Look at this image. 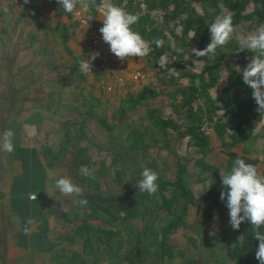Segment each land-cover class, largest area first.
Instances as JSON below:
<instances>
[{
    "label": "rangeland",
    "instance_id": "374dc122",
    "mask_svg": "<svg viewBox=\"0 0 264 264\" xmlns=\"http://www.w3.org/2000/svg\"><path fill=\"white\" fill-rule=\"evenodd\" d=\"M90 1L102 10L106 8L107 4L111 3L129 13L134 12V14L142 15L146 12V2L144 0ZM151 1L154 4V9L150 12L149 19L154 22L155 27L165 33V50L167 53L172 54V57L168 54L161 57L158 63L160 66L162 62L163 64H174L175 66L178 63V67H175V69L179 71V76L170 75L169 70L171 68L166 72V76L176 85H170L169 87L162 85L160 76L152 66L151 57L148 55L149 62L142 67V70H144L143 77L133 80L135 81L133 84L137 86L127 87L126 84L123 91L117 95L119 98L102 97L109 99L102 110L88 103L87 115H85V107L83 106L81 109L78 108L79 113L71 115L69 123L63 121L64 130H68L66 139L64 136L63 142H65L63 145L64 147H71L67 156L73 160L75 147H78V145L84 147L87 156V167L94 171L95 176V179L85 177L79 174L75 167L68 165L70 179L84 189V195L75 199L86 200L88 196L93 197L95 204L109 210V215L106 211L101 212L103 217L110 220V222L106 223V221L92 219L88 206L86 204L81 206L74 201L70 207L67 206L69 209L64 218L60 219V222L62 220L65 226L72 229L71 231H65L67 237L77 238V241L84 239L82 233L87 235L84 227L92 228L101 235L105 230L115 232L116 237L111 238L108 244L103 242V244L97 245L94 238L87 237L93 243V249L87 248L88 253L91 255L92 251H96V246H98L97 253H102L100 251L102 250L104 258L107 259V261H104L105 263L99 264H130L127 262L128 259L132 257L136 260V255L133 252V248L137 251L135 236L143 234V226L148 217L142 218L140 216L136 220H131L132 230L126 231L120 225L124 212L113 209L115 207L113 201L115 200V204H118L121 201L133 200L135 196L145 193L139 192V189L135 186L142 179L141 174L145 168L157 172L161 181L173 182L180 173L186 187L193 196L194 202L189 207L181 226L167 236V245L177 252V255L172 259H164L163 264H237L232 253L239 237L233 236L226 201L220 200V193L225 190L221 182V172L226 174L231 170L226 166L227 154L229 152H240V150L235 151L237 150L236 146L229 145L230 141L235 142L232 136L239 134L242 138V133L246 130L234 132L231 129H224L222 138H218L215 133V124L217 123L216 127H219L229 119L224 107L216 110L213 103L214 100L220 102L221 106L228 103L227 96L231 95V92L226 87L225 72L221 74L222 80L213 87L206 88L194 103L193 115L200 118L199 128L201 130L199 132L201 135H205L209 142V145L205 148L201 149L190 138L181 137L180 134L184 132L183 130L173 131L167 129L162 131L151 121L152 118H155V121L160 122L163 118L170 117L177 124L182 123L185 112L183 110L180 113L181 117H177L175 109L181 99L178 92L179 88L192 84V81H188L185 72L200 75L207 63L215 62V54L196 57L194 53H191L192 48L202 50L206 46H199V40L192 32L184 35L182 26L179 23V20L184 18L181 15H187L188 11H192V15L203 18L207 23L208 6L203 0H178V2H183L185 7L178 9L180 14L177 19H172V14L177 9L171 0ZM221 1L219 0V2ZM254 10H256V6L249 3L244 10V14L248 16L253 14ZM221 11V9L218 12L211 10L210 14H213L215 20L216 16L221 14ZM223 13L229 14L230 11L224 9ZM95 14L96 12H93L90 16ZM85 17L89 20L87 15ZM261 25H264V20L262 23H258L256 14L250 20H244L236 30L237 42L241 38L255 34ZM210 40L211 35L209 36V42ZM177 48L183 49V52L178 53ZM226 55V59L223 60L226 66L233 68L242 75L243 69L251 62L255 54L248 50L239 51L238 45L229 49ZM147 57L144 58L147 59ZM193 61H196V63ZM138 81H142V84L137 83ZM193 84L198 86L199 80L196 79ZM224 88L226 89L225 93L222 91ZM143 89L161 90L165 93L164 95L161 93L160 96H166L146 99L139 104L135 97ZM257 109L258 105L256 104L254 111H257ZM94 111H98L99 115L97 117L92 115ZM98 117H101L107 125H114L115 130H104L98 124ZM258 124L251 119L248 124L250 137L243 140L244 145L242 143V146H249L246 148L249 154L260 153L258 156L263 158L262 162L264 163V130H259L261 126L264 128V125ZM185 138L187 139L185 140ZM139 140L138 147L137 142ZM211 142L213 145L210 144ZM262 168L264 175V166ZM165 193L168 194V191ZM66 203L68 204V202ZM159 206L158 203H152V207L149 209L154 213L150 218V227L157 231L171 219V216L165 214ZM176 206H179V202L175 204L172 213L177 212ZM111 215L119 216L120 220L112 221ZM78 234L80 235L77 236ZM110 249L114 254L110 253ZM89 254H87V257L91 260Z\"/></svg>",
    "mask_w": 264,
    "mask_h": 264
},
{
    "label": "crops",
    "instance_id": "0c3cea01",
    "mask_svg": "<svg viewBox=\"0 0 264 264\" xmlns=\"http://www.w3.org/2000/svg\"><path fill=\"white\" fill-rule=\"evenodd\" d=\"M34 2L37 7L31 8L24 0H0V133H14V151H0V264L105 263L104 252L97 253L98 246L94 251L97 255L88 253L87 235L82 233L84 239L79 241L68 238L65 231L72 229L60 222L74 199L62 195L55 180L70 178L68 165L75 167L76 150H84L78 145L73 160L67 156L71 147L63 145L68 134L63 121L69 123L71 115L83 106L87 115L88 103L100 110L105 108L109 99L102 97L116 98L124 88L107 93L102 83L113 86L121 79L124 87H132L133 80L143 77L142 67L149 62L148 57L126 58L123 67L108 65L101 71L96 58L91 62V72L84 73L79 62L97 52L89 48L88 32L72 19V13L63 11L57 0ZM88 3L87 12L77 10L91 17L99 30L104 10L90 0ZM93 11L96 14L90 16ZM92 115L97 117L99 113L94 111ZM97 121L104 130H115L101 117ZM256 122L264 125V113ZM248 147L241 148L258 161V171L263 175V158L260 153H247ZM31 196L36 198L32 200ZM29 219L34 222L30 237L23 233ZM135 250L136 260L131 257L127 262H137Z\"/></svg>",
    "mask_w": 264,
    "mask_h": 264
},
{
    "label": "trees",
    "instance_id": "16d2710c",
    "mask_svg": "<svg viewBox=\"0 0 264 264\" xmlns=\"http://www.w3.org/2000/svg\"><path fill=\"white\" fill-rule=\"evenodd\" d=\"M144 1L146 2V12L142 15L139 14L138 22L131 26L132 30L139 33L141 37L149 42V56L151 57L152 66L157 70L158 75L160 76V79L162 81V85H166L168 87L170 85H176L175 82L171 81L170 78L166 76V72L172 67H178V63L176 64V66L174 64H164V66L159 65L158 60L161 57L166 56L167 54L172 57V54L167 53V51L165 50V33L155 27L154 22L149 19L150 12L154 9L153 2L151 0ZM171 1L177 9V11L172 14V19H177L178 15L180 14L178 9L180 10L181 8L185 7V4H183V2H178V0ZM203 1L208 6V12L206 15L208 22L206 23L205 20H203V18L201 17L192 15V11H188V14H182L181 16L184 18L179 20V23L182 26L183 34L186 35L189 32H192L194 36L198 38L199 46H207L210 43L209 36L211 35L209 26L214 21V16L213 14H210V11L216 10V12H218V10H220L218 5L220 3H223L225 6L224 9L229 10V14H231L233 17V25L235 30L232 34V38L225 46L218 47L216 49L215 62L207 63L202 74L195 75L185 72L187 78L189 79L188 81H192V84H188L184 88H179L178 92L181 95V99L179 100L177 108L175 109V114L177 117H181L180 113L184 110L185 115L183 116L184 120L182 121V123L177 124L170 117L165 119L163 118L160 122L155 121V118H152L151 121H153L155 125H157L162 131H165L167 129H171L173 131L183 130L184 132L180 134L181 137L190 138L194 140L201 149L205 148L207 145H209V142L208 138L205 135H201L199 132V130H201L199 128L200 118L193 115L194 103L206 88L213 87L220 80H222L221 74L225 72L226 87L231 92V95L227 96L228 103L225 106H221L220 102H218L217 100H214L213 103L216 110L224 107V109L227 111V114L229 115V119L219 127H216L218 125L216 123L214 126L215 133L218 138H222V131L224 129H231L234 132L246 130L242 133V138L241 135L238 134L237 136H232V139L235 142H229V145L236 146L237 149H240L242 147L243 140L250 137L248 132V130H250V127L248 124L250 123L251 119L259 121L260 113H256L254 111L256 103L252 96V89L243 82L242 75L233 68L226 66L223 60L226 59V52L229 49H232L234 46L239 45L235 34L237 28L244 20H250L252 16L256 14L257 22H263L264 0H222L221 2H219V0ZM249 3H252L254 6H256V10H254L253 14H249L247 16V14H244V10ZM25 6L31 8L37 7L34 0H28V3L25 4ZM93 12H91V14ZM130 13L134 14V12ZM157 38L164 40L163 47L157 48L155 43H152V41ZM196 79L199 80L198 86H195L193 84ZM222 91L223 93H225L226 89L224 88ZM161 93L163 92L143 89L137 94L135 100L140 104L146 99L154 98ZM220 127L222 128L219 130ZM187 138H185V140ZM209 140L211 139L209 138ZM139 143L140 140L137 142L138 147ZM210 144L213 145L212 142ZM237 157L243 158L246 163L257 166L258 161L247 156L243 148H241L240 152H229L227 154L228 160L226 166L231 169L233 166V162ZM74 159L75 168L77 170L80 169L81 165L87 166V156L85 150L77 149ZM157 183L159 185V189L155 195L150 196L145 192L140 196H135V198L130 201H121L118 204H115V200L113 201V204L115 206L113 207V209L117 210L118 212H124L120 225H122L126 231L132 230V226L130 224L131 220H136L140 216L142 218L148 217V220L145 221L143 226V234L135 236V246L137 244L138 250L137 262H130L131 264H155V262H158V264H163V260L165 258L172 259L177 255V252H175L167 245L166 238L181 226L188 213L189 207L193 205L194 199L190 190L186 187L185 181L180 173H178L176 179L173 182L161 181L158 179ZM166 191H168V194L165 193ZM86 201V205L88 206L87 208L89 209L90 217L92 219L106 221V223L110 222V220L103 217L102 215L103 211H106V213L109 215L108 209L95 204V200L91 196L86 197ZM177 202H179V206H176L177 212L172 213V210ZM102 203L103 202L101 201V204ZM152 203L160 204L159 207L163 210V212L171 216L169 222L158 231L150 227V218L152 215H154L153 211L149 210L152 207ZM111 217L112 221L120 220L119 216L111 215ZM84 228L87 233V237L94 238L97 244H99L100 242H102V244L103 242L108 244V241L111 238L116 237L115 232L109 230L103 231L101 235L100 233H96L92 228ZM260 231L264 233V227H262ZM233 236H237L240 238V240L238 238V242L234 246L232 253L236 258L237 264H260L255 256L259 241L253 236L251 224L249 222H242L239 230L233 229ZM87 248L93 249V243L89 238H87ZM110 251L112 252L111 249ZM92 254H95V252L92 251Z\"/></svg>",
    "mask_w": 264,
    "mask_h": 264
},
{
    "label": "clouds",
    "instance_id": "9594fccd",
    "mask_svg": "<svg viewBox=\"0 0 264 264\" xmlns=\"http://www.w3.org/2000/svg\"><path fill=\"white\" fill-rule=\"evenodd\" d=\"M25 4L28 0H24ZM64 12L73 13L78 8L84 12L89 10L88 0H57ZM218 7L222 10L217 15L214 22L209 26L211 34L210 43L202 50L192 48L191 53L196 57H205L209 54H215L218 47L225 46L234 32L233 17L231 14H224V4L220 3ZM4 12L8 9L4 8ZM92 18L89 17V20ZM139 20L138 13L126 12L121 7L114 4H107L103 11V26L99 29L103 41L109 46L110 51L121 62L126 58L147 57L150 53V44L144 40L141 35L132 30V25ZM157 48L164 46L163 39L152 41ZM248 50L255 55L251 62L243 69V82L252 89V96L258 105L257 111L264 113V25H261L255 34L249 35L239 40V51ZM176 51L183 52V49L177 48ZM99 56L98 52L90 53V59H84L79 62L80 71L91 72V62ZM196 63V61H193ZM161 66H164L163 62ZM170 75L179 76V71L175 68L169 70ZM14 133L11 130L0 133L2 142H0V151L11 154L14 151L12 143ZM78 173L95 179L94 171L86 165H81ZM142 179L135 185L139 192H146L150 196L158 192L159 185L157 172L145 168L142 171ZM221 182L224 191L220 193V200L226 201V207L229 210V224L234 230H239L242 222H249L252 226L253 236L259 241L255 256L260 264H264V233L260 231L264 227V175H261L256 165L246 163L243 158L237 157L231 170L228 173L221 172ZM55 186L65 197L74 198V202L84 206L85 199H75L84 195V189L73 180L67 177H61L55 180ZM36 198V197H35ZM33 220L26 221L23 233L25 236L32 235Z\"/></svg>",
    "mask_w": 264,
    "mask_h": 264
},
{
    "label": "built area",
    "instance_id": "2783aa9c",
    "mask_svg": "<svg viewBox=\"0 0 264 264\" xmlns=\"http://www.w3.org/2000/svg\"><path fill=\"white\" fill-rule=\"evenodd\" d=\"M72 19L78 23L79 27L85 29L89 34V48H93L99 53L98 71H101L104 66H119L123 67L124 62H121L114 54L111 53L109 46L103 41L102 34L97 30L95 25L88 20L85 15L76 10L72 14ZM102 90L107 93L114 91H120L124 88V81L118 79L113 86H106L102 83ZM30 199H35V196H31Z\"/></svg>",
    "mask_w": 264,
    "mask_h": 264
}]
</instances>
